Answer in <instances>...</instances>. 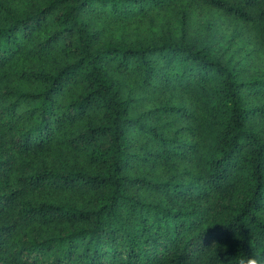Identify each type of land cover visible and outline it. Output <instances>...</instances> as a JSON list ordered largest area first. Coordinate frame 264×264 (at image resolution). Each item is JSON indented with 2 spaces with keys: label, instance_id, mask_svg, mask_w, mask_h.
Segmentation results:
<instances>
[{
  "label": "trees",
  "instance_id": "16d2710c",
  "mask_svg": "<svg viewBox=\"0 0 264 264\" xmlns=\"http://www.w3.org/2000/svg\"><path fill=\"white\" fill-rule=\"evenodd\" d=\"M15 1L0 0V264L264 253V0ZM176 2L234 22L227 46L185 19L113 39Z\"/></svg>",
  "mask_w": 264,
  "mask_h": 264
},
{
  "label": "rangeland",
  "instance_id": "374dc122",
  "mask_svg": "<svg viewBox=\"0 0 264 264\" xmlns=\"http://www.w3.org/2000/svg\"><path fill=\"white\" fill-rule=\"evenodd\" d=\"M21 0H16V4H19ZM21 7V6H18ZM186 20L187 31L190 36H203L207 34L206 24L211 22L215 27H219L222 36L219 37V45L221 47L227 46L224 35L229 36L232 30L235 28L234 22L223 15L221 12L213 9L206 8L192 4L188 6L186 4L173 3L169 9L162 10L159 13H149L142 18L139 24H131L129 26H117L111 27L110 32L114 36V40L122 39L128 42H132L138 37H148L151 32L159 35H170L176 36L180 34L181 21ZM211 35V34H210ZM222 37V38H221ZM239 41V40H238ZM235 44L232 43L230 49L224 50L225 57H228L231 53H234ZM251 48V47H250ZM249 48V49H250ZM237 56V55H236ZM264 64V63H263ZM255 66L259 68L258 62H254L250 65L251 71L255 70Z\"/></svg>",
  "mask_w": 264,
  "mask_h": 264
},
{
  "label": "clouds",
  "instance_id": "9594fccd",
  "mask_svg": "<svg viewBox=\"0 0 264 264\" xmlns=\"http://www.w3.org/2000/svg\"><path fill=\"white\" fill-rule=\"evenodd\" d=\"M228 264H264V253L258 254L257 256L241 253L229 259Z\"/></svg>",
  "mask_w": 264,
  "mask_h": 264
}]
</instances>
